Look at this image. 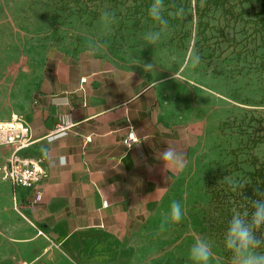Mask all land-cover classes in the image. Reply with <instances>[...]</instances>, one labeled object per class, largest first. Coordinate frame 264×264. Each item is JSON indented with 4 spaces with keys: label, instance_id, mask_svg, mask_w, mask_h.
Segmentation results:
<instances>
[{
    "label": "crops",
    "instance_id": "obj_1",
    "mask_svg": "<svg viewBox=\"0 0 264 264\" xmlns=\"http://www.w3.org/2000/svg\"><path fill=\"white\" fill-rule=\"evenodd\" d=\"M120 11L72 16L58 32L21 117L35 140L24 155L44 174L34 187L0 178V264L68 263L110 248L113 233L127 235L145 207L149 215L167 204L169 212L176 167L166 169L157 153L172 146L184 162L221 160L207 156L221 122L264 96V70L228 77L194 63L193 48L177 46L174 32L144 20L135 27ZM154 30L161 38L149 44ZM130 132L136 140L127 146ZM9 153L0 146V164Z\"/></svg>",
    "mask_w": 264,
    "mask_h": 264
},
{
    "label": "rangeland",
    "instance_id": "obj_2",
    "mask_svg": "<svg viewBox=\"0 0 264 264\" xmlns=\"http://www.w3.org/2000/svg\"><path fill=\"white\" fill-rule=\"evenodd\" d=\"M105 1L0 0V122L9 121L14 116L22 117L31 93L39 86L46 58L59 41L58 32L70 28L67 20L72 16L90 14L89 10L95 6L99 11L106 9L109 4ZM204 1L182 0L186 8L182 17H176L174 11H170L167 17L169 5L166 4L164 16L169 24L163 30L174 32L177 46L184 50L192 47L201 62L218 65L220 71L229 76L240 77L262 69L264 36H249L253 22H247L255 20L250 12L259 8V1L238 3V0H231L236 12L243 11L237 19L225 14L228 6L225 9L212 8L200 16V11L196 13L195 8H204ZM144 21L161 29L150 17ZM253 111L256 115L263 114L264 96L255 106H237L221 122L220 136L215 142L207 143V156L220 157L221 160H186L182 167H176L175 200L185 211L181 222L165 221L167 204L164 207L150 206L152 212L149 215L147 206L141 222L133 230H127V235L118 230L113 233L110 248L102 245L94 251L79 252L75 260L64 263L192 264L188 250L195 237L200 236L212 245L215 258L210 264H230L231 257L223 253L206 231L203 216L209 194L205 184L236 161L244 170H251V154L264 160V143L252 147L250 139L253 134L247 116Z\"/></svg>",
    "mask_w": 264,
    "mask_h": 264
},
{
    "label": "trees",
    "instance_id": "obj_3",
    "mask_svg": "<svg viewBox=\"0 0 264 264\" xmlns=\"http://www.w3.org/2000/svg\"><path fill=\"white\" fill-rule=\"evenodd\" d=\"M78 3L81 0H73ZM231 0H205L204 8H195L196 13L199 11V15H205L206 12L210 11L212 8H223L228 6V10L225 14H230V17L233 19H237L238 16L243 14V11L236 12L234 10V6L230 4ZM252 0H238V3L243 2H251ZM259 1V8H254L250 12L254 17L253 29L251 35H260L264 36V0ZM109 5L106 6L107 10L113 8H120V13L122 16V20L127 21L131 20L133 25L138 27L143 20H148V8L150 7L152 0H106ZM103 2V3H105ZM131 3V5H130ZM123 8H122V6ZM169 5L166 9V16L168 17L170 11L176 12L177 9L184 5L182 0H164V5ZM93 7L89 10L90 15L96 16L100 13L99 7ZM80 10V8L78 7ZM221 34L224 35V31L221 30ZM207 63L210 65L211 63ZM218 66V65H215ZM264 70L263 68L260 69ZM260 70L255 71L256 73H260ZM261 72V73H262ZM225 73V72H223ZM260 73V75H261ZM228 77H234L233 75H228ZM255 111L252 112V115L248 117V125L252 128V136L251 143L252 147H256L257 145L264 143V112L263 114L258 113L259 115L254 114ZM252 159L249 160L250 165L252 166L251 170H244L239 166V162L236 161L233 166H230L220 175L214 176L209 179L205 187L209 194V201L204 208V216L203 219L206 225V231L210 238L214 239V241L221 247L224 254L231 257V253L224 248L223 245V234L225 228L227 226L228 220L231 218L233 211H241L243 212L245 209L251 211L250 201L246 198L257 199L259 198L254 194L256 189L264 190V160H259L258 157L254 154H251ZM231 183L236 185L245 184L246 187L243 189L236 187L233 189ZM264 232V229L261 230ZM264 251V249H261Z\"/></svg>",
    "mask_w": 264,
    "mask_h": 264
},
{
    "label": "clouds",
    "instance_id": "obj_4",
    "mask_svg": "<svg viewBox=\"0 0 264 264\" xmlns=\"http://www.w3.org/2000/svg\"><path fill=\"white\" fill-rule=\"evenodd\" d=\"M164 0H152L148 8L149 17L158 23L161 29L167 28L169 21L164 16ZM184 9L176 10L174 15L182 17ZM107 13L104 14L107 17ZM170 15H173L170 13ZM161 38V31L154 30L145 34L149 44H155ZM194 63H199L198 54H193ZM136 66L143 68L145 73L155 72L154 63H142ZM133 75V73H132ZM131 75V76H132ZM174 78V77H173ZM158 81H153L154 86H159ZM46 153V149H42ZM157 159L161 160L165 168L182 167L183 156L172 146H167L163 151L157 153ZM233 189H243L245 184L236 185L231 183ZM254 194L257 199L246 198L250 201L251 211L245 209L243 212L234 210L227 222L223 234L224 248L231 253L230 264H264V190L256 189ZM185 211L180 202L173 200L165 221L179 223L184 219ZM188 258L192 264H210L215 258L210 242L200 236H196L188 250Z\"/></svg>",
    "mask_w": 264,
    "mask_h": 264
},
{
    "label": "built area",
    "instance_id": "obj_5",
    "mask_svg": "<svg viewBox=\"0 0 264 264\" xmlns=\"http://www.w3.org/2000/svg\"><path fill=\"white\" fill-rule=\"evenodd\" d=\"M65 126H57L54 131H64ZM136 139L130 132L124 140L127 146ZM28 124L18 116L11 120L0 122V146L10 148V153L2 164H0V178L9 181L16 186L34 187L38 183L44 171L37 160L24 155L25 149L33 144ZM40 196L39 192L37 193ZM42 234V231H38Z\"/></svg>",
    "mask_w": 264,
    "mask_h": 264
}]
</instances>
